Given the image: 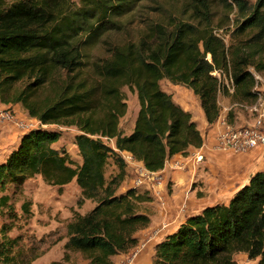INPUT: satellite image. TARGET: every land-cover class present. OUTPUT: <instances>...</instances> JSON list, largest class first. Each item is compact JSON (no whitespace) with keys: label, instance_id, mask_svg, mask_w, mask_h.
Wrapping results in <instances>:
<instances>
[{"label":"trees","instance_id":"16d2710c","mask_svg":"<svg viewBox=\"0 0 264 264\" xmlns=\"http://www.w3.org/2000/svg\"><path fill=\"white\" fill-rule=\"evenodd\" d=\"M140 1L80 0L75 7L72 0H0V102L19 103L40 122L0 159V212L11 206L8 186L17 189L36 174L59 188L74 180L80 189L77 203L94 205L67 222L64 246L80 252L87 264H112V256L138 244L136 232L149 223L140 205L148 200L147 192L121 189L127 164L119 150L156 172L169 157L202 144L191 113L162 89L161 79L192 89L208 122L221 111L223 85L215 69L230 71L234 95L247 99L258 94L248 55L229 50L213 32L207 7L199 6L193 12L196 22H155L138 40L114 44L107 56L94 60L93 79L75 76L83 64V45L119 28L117 18ZM231 1L240 10L250 8L236 27L255 30L244 46L263 48L264 0L252 6ZM251 64L258 71L264 68L259 61ZM125 85L135 91L139 105L129 133L119 125L127 108ZM47 86L52 94L39 98ZM51 124L77 129L79 163L53 146L60 131L48 128ZM110 158L117 172L106 179ZM28 206L23 201L21 209L27 212ZM9 226H0V264H16L12 250L18 237L7 235ZM241 252L264 264V171L252 174L227 203L188 216L155 244L152 264H236L234 255Z\"/></svg>","mask_w":264,"mask_h":264},{"label":"rangeland","instance_id":"374dc122","mask_svg":"<svg viewBox=\"0 0 264 264\" xmlns=\"http://www.w3.org/2000/svg\"><path fill=\"white\" fill-rule=\"evenodd\" d=\"M72 1L75 7L80 5V0ZM203 1L205 6L200 4V0H141L133 9L117 18L119 28L107 30L97 40L87 41L83 45V64L73 74L76 73L75 76L79 79H91L93 76L92 63L94 60L98 57L107 56L111 46L114 44L138 40L147 27L153 25L155 22L163 25L172 24L180 20L196 22L193 18L195 6H199V9H203V11L207 7L211 25L214 27L213 32L223 39L225 44L230 47L229 50L233 47L236 51L238 50L248 55L249 62L259 61L264 64V47L252 48L244 46V40L248 39L255 30L249 29L243 32L236 30L244 14L248 13L250 8L240 10L231 0ZM246 1L247 6H252L256 0ZM251 63L247 66V69L251 70L255 77L253 89L258 91L257 97L242 99L238 95L230 93L224 85L221 87L218 97L220 101L225 99V104L231 103V111L242 112L247 117H254V121L258 116L257 110L235 105V103H257L256 107L260 108L264 102V68L258 71ZM226 71L230 72L229 70ZM160 85L162 89L172 95L175 102L176 99H181L191 104V109L195 110V108H198L200 101L192 89L182 84L172 83L166 78L160 80ZM122 90L125 93L127 108L124 117H120L119 125L124 133H129L131 131V122L137 109V98L135 91L128 86H123ZM51 94V86H47L40 91L38 97L45 98ZM193 104L196 106H193ZM21 106L20 104V108L24 112L17 107L18 109L16 108L15 110L17 116L20 119L29 118L30 116L27 115L26 110ZM5 123L12 122H0V138L3 136ZM47 126L48 128L60 131V137L53 145L56 148L65 149L69 157L75 163H79L81 157L74 143L75 134L78 132L77 129L74 126H59L57 124ZM13 142V138L10 139L8 146L10 147ZM110 143L113 144L112 139ZM119 151L123 152L125 150ZM126 164L129 168L126 167L127 174L125 178L128 177L133 180L138 175L135 167L136 164L134 166L129 161ZM116 172L117 167L113 159L110 158L105 168L106 179H109ZM6 192L10 195L9 202L11 206L9 211L7 208H4L0 212V226L4 223L10 225L7 235L18 237V242L12 250L16 264H87V259L80 252L69 250L64 246L67 239V222L70 221L75 212L85 213L94 205L90 200H85L81 205L77 203L80 189L74 180L59 188L56 185L47 184L39 174H36L28 178L17 189L8 186ZM23 201H29V210L27 212L21 209ZM142 246V242L139 243L138 240L136 247L129 249L127 252H121L112 256V264H137L136 254L144 248ZM135 248L137 249L134 251L133 249ZM234 259L236 264H256L257 262V259H250L243 252L236 253Z\"/></svg>","mask_w":264,"mask_h":264},{"label":"crops","instance_id":"0c3cea01","mask_svg":"<svg viewBox=\"0 0 264 264\" xmlns=\"http://www.w3.org/2000/svg\"><path fill=\"white\" fill-rule=\"evenodd\" d=\"M176 102L191 113L199 129L202 144L198 147L190 146L186 155L177 153L169 157L163 168L154 173L159 182L149 180L140 188L149 196L147 201L141 203V210L147 213L149 224L136 232L139 243L142 242L144 247L136 254L137 264H152L155 244L176 230L188 216L200 212L206 206L227 203L236 190L248 182L252 174L264 171V146L237 153L217 149L214 147L216 120L208 122L200 104L194 110L187 101L176 99ZM219 104L220 115L231 125L252 123L254 117L231 111V103L225 104V99H219ZM17 107L24 112L20 104L16 103L15 108ZM136 108L130 130L137 115L138 102ZM22 133L24 131L16 128L14 124L5 123L3 136L0 138V159L18 144ZM12 138L14 142L9 147L8 142ZM200 153L203 156L198 161L196 156ZM175 161L183 162L182 167L174 168ZM139 164L142 162L139 161ZM131 181V178H125L122 189L131 187Z\"/></svg>","mask_w":264,"mask_h":264},{"label":"built area","instance_id":"2783aa9c","mask_svg":"<svg viewBox=\"0 0 264 264\" xmlns=\"http://www.w3.org/2000/svg\"><path fill=\"white\" fill-rule=\"evenodd\" d=\"M209 54L207 58L209 59ZM220 81L221 85L226 86L230 93L234 92V83L230 72L224 69H215L212 72ZM257 103H235L237 106H242L248 109H254L258 111V116L251 124L233 126L224 116H219L216 119L217 130L215 132V145L214 147L220 150L231 152H245L253 148L264 145V102L260 108L256 107ZM15 104H4L0 102V122H12L16 127L22 131L39 126L40 122L35 117H29L20 119L16 113ZM124 161L130 164H136L137 177L131 182V187L140 189L149 180H154L157 183L159 178L154 175V171L147 170L143 164H139L130 152H120ZM200 158V159H198ZM197 160L202 159V155L196 156ZM128 160V161H127ZM183 163L175 161L173 167H182Z\"/></svg>","mask_w":264,"mask_h":264}]
</instances>
